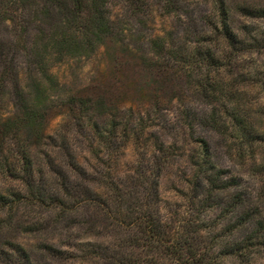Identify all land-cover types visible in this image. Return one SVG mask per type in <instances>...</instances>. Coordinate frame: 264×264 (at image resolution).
<instances>
[{"label":"rangeland","instance_id":"rangeland-1","mask_svg":"<svg viewBox=\"0 0 264 264\" xmlns=\"http://www.w3.org/2000/svg\"><path fill=\"white\" fill-rule=\"evenodd\" d=\"M134 1L130 5L129 0H109L113 33L91 55L51 58L50 72L59 87L47 110V132L67 136L81 163L108 175L125 178L136 171L149 174L161 169V214L168 224L178 228L184 219L198 213L204 225L213 227L214 234H226L225 243L233 244L255 227L252 223L229 232L243 211L258 207L264 219V200L257 192L264 191V174L258 172L260 167L253 164L250 154L239 155L241 134L230 118L235 113L246 124L264 131V15L253 12L248 16L238 9L247 4L259 10L264 8V0H227L230 23L241 44L231 51L219 39L215 44L226 56L221 57L220 69L211 72L209 65L194 63L188 52H178L180 48L187 51L190 43L197 42L200 33L208 29L211 0H169L172 7L159 0ZM156 38L166 44L157 56L151 49ZM171 47L178 49L176 57L171 55ZM206 75L212 78L208 91L198 87ZM70 95L101 97L109 110L103 116L77 109L71 112L63 105ZM11 105L6 94L1 107L5 115ZM75 122L83 123L84 128ZM93 122L102 128L110 122L117 125V146L112 144V151L89 129ZM199 138L207 141L211 159L222 173L211 199L200 193L192 205L189 197L202 191L190 182L193 161L200 151ZM43 149H36L41 159L45 157ZM260 151L257 145L261 156ZM244 197L247 206L231 211L234 202ZM15 214L20 221L16 220L13 227L5 225L7 217L0 219V245L7 240L20 242L36 264H89L76 257L80 252L69 244L77 234L75 228L25 233L24 225L31 217H42L47 223L52 218L29 205L20 206ZM42 243L65 250L66 259H50L41 250ZM218 264H264V249L226 256Z\"/></svg>","mask_w":264,"mask_h":264},{"label":"trees","instance_id":"trees-1","mask_svg":"<svg viewBox=\"0 0 264 264\" xmlns=\"http://www.w3.org/2000/svg\"><path fill=\"white\" fill-rule=\"evenodd\" d=\"M159 1H164L166 7L173 6L169 0ZM108 3L109 0H0V181L4 182L0 185V219L7 217L5 225L13 227L15 213L23 205L48 212L50 223L39 216L31 217L24 225L25 233L55 229L67 232L75 228L77 234L69 244L80 252L76 257L89 264H218L226 256L264 249V219L258 207L243 211L234 221L231 233L248 224L254 223L255 227L233 244L225 243L226 234H214L213 227L204 225L198 213L175 228L161 214V169L149 174L136 171L125 178L108 175L107 171L93 170L81 163L67 136L47 132V110L59 87L50 72V60L89 56L103 44L113 33ZM211 5L208 29L200 33L197 42L190 43L187 51L169 48L175 57L177 50L184 55L188 52L194 63L209 65V72L219 70L221 57L226 56L215 44L219 39L231 51L238 50L241 44L230 23L228 1L211 0ZM238 9L248 16L264 15V8L257 10L247 4ZM151 43L156 56L166 48L162 38ZM20 57L24 59V77ZM210 79L206 75L198 87L208 91ZM6 94L12 104L7 115L1 109ZM63 105L71 112L77 109L98 116L109 110L103 98L93 96L70 95ZM230 118L241 134L239 155L243 158L250 154L263 175L264 131L246 124L235 113ZM212 121L217 125L216 118L212 117ZM75 124L84 128L83 123ZM117 128L113 122L105 128L97 122L89 126L111 151L114 144L117 146ZM196 140L200 151L193 161L190 182L202 191L189 197L192 205L200 193L211 199L222 173L211 159L207 141ZM257 145L261 156L256 152ZM37 148L45 149L44 158L36 153ZM257 192L264 200V191ZM247 202V197L239 199L230 210L244 208ZM40 248L52 260L66 259L65 250L54 244L42 243ZM0 262L36 264L26 247L12 240L0 245Z\"/></svg>","mask_w":264,"mask_h":264}]
</instances>
